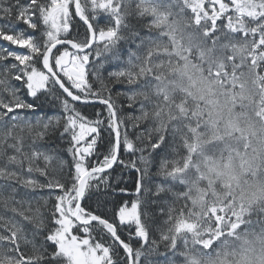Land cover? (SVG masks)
<instances>
[{
  "label": "snow or ice",
  "instance_id": "snow-or-ice-1",
  "mask_svg": "<svg viewBox=\"0 0 264 264\" xmlns=\"http://www.w3.org/2000/svg\"><path fill=\"white\" fill-rule=\"evenodd\" d=\"M122 7L120 0H0V41L24 50H0V196L16 194V185L31 190L3 201L13 215L0 216V264H152L157 240L146 218L157 201L139 134L131 138L110 87L123 83L124 69L101 74L107 57L123 63ZM41 98L61 112L33 125L25 117L43 107ZM121 151L139 153V163ZM121 165L137 173L132 193L119 177L112 182Z\"/></svg>",
  "mask_w": 264,
  "mask_h": 264
},
{
  "label": "rangeland",
  "instance_id": "rangeland-1",
  "mask_svg": "<svg viewBox=\"0 0 264 264\" xmlns=\"http://www.w3.org/2000/svg\"><path fill=\"white\" fill-rule=\"evenodd\" d=\"M182 1L188 7L147 2L149 14L136 12L123 24L147 43L156 39L171 58L167 76L152 83L153 100L165 97L171 109L178 105L172 91H180L191 114L181 137L187 154L171 171L179 189H166L174 194L173 221L164 230L174 261L157 262L264 264V56L257 52L264 47V4ZM140 83L132 88L140 90Z\"/></svg>",
  "mask_w": 264,
  "mask_h": 264
},
{
  "label": "trees",
  "instance_id": "trees-1",
  "mask_svg": "<svg viewBox=\"0 0 264 264\" xmlns=\"http://www.w3.org/2000/svg\"><path fill=\"white\" fill-rule=\"evenodd\" d=\"M259 3L264 4V0H257ZM123 5L122 8H127L134 16L137 15L131 0H125V2L120 1ZM124 17V23L130 21V15ZM18 27H24L19 25ZM127 26L123 25L121 34V49L120 56L123 63L120 61H114L110 57H107V62L104 68L101 69V74L108 79V73L112 71H117L121 67L124 69V74L121 77L123 80L122 84L111 83L110 87L113 90V97L117 100L119 104H123L127 107L128 103L126 99H129L132 107L128 111L124 112V119L128 125L129 132L133 133L131 137L133 140L136 138V134H139V138L136 140L137 145L143 150V153L147 155L144 164L141 165L142 169L147 168L146 184L152 189L154 195L150 199H155L157 203L150 206V210L153 211V215L146 218L147 223L153 231V235L157 240L156 246L147 257V260H154L152 264H158L162 256L167 262L174 261L169 252V246L173 242L170 235L164 233V230L169 229L172 218L169 215L170 203L174 199V194L166 189H179L178 186L172 180L171 171H174L178 166L182 164L180 162L184 161V156L187 154H182L186 146L189 145L187 142H183L182 136L186 133L188 120L191 114L185 113L181 107L187 106L185 104V98L180 94L173 95L172 97L178 99V105L171 107L169 109L167 98H162L159 96V100H153L155 91H152V83L158 76H167V70H170L169 64L170 59L163 55V50L157 47L156 39L151 40L149 43L142 39L141 33L129 34L125 32ZM8 48L9 50L24 51L21 49H13L11 45H8L4 41H0V50ZM131 52V60L129 61V53ZM6 55V53H5ZM14 61L11 59L5 60L2 64L11 65ZM0 71H2V65H0ZM142 84H141V83ZM13 85H18L19 82L12 80ZM140 83V90H136L133 84ZM128 90V95L116 96L117 92L122 90ZM120 90V91H118ZM123 91V92H124ZM136 92V93H132ZM22 98L28 101L33 100L32 97L26 96V89H21L19 93ZM38 104H43V107L37 108L35 113L29 112L25 117L30 123L35 125L37 119L46 121L48 117L53 115H59L61 110L56 107H51L48 103H43V98ZM157 105L156 108L153 105ZM249 104V102L245 103ZM129 105V103H128ZM137 108V110H136ZM125 110V109H124ZM161 110H165V116L161 115ZM127 112L135 115L136 119L130 118ZM24 115L23 112H21ZM156 118V119H155ZM42 128V125H40ZM181 134V135H180ZM158 144L159 146L153 150L152 145ZM182 154V156H181ZM121 155L124 156L126 160L136 159L139 163L138 158H129L126 154L121 151ZM116 177H119L118 184L120 187L127 188L130 193L135 191V179L137 173L132 168H124L122 165L117 167L116 171L113 173L112 182L116 184ZM42 179V178H41ZM3 181H0L2 183ZM17 193H5L0 196V216L11 217L13 214L9 209L4 207L3 201L12 196L14 200H20L22 197L20 193L30 192L31 190L22 188L20 185H16ZM39 191V190H37ZM128 197H124L127 199ZM41 205L43 201H40ZM11 206L19 207L10 201ZM32 206L35 207V201H32ZM130 206V205H129ZM25 208L28 207L27 204L24 205ZM176 211V209H174ZM46 211V210H45ZM19 219V218H17ZM127 234L125 239H127ZM131 243L139 247L138 242L133 239ZM189 249L191 247L187 246ZM176 262V261H175ZM173 262V264H175ZM167 264V263H166Z\"/></svg>",
  "mask_w": 264,
  "mask_h": 264
},
{
  "label": "bare ground",
  "instance_id": "bare-ground-1",
  "mask_svg": "<svg viewBox=\"0 0 264 264\" xmlns=\"http://www.w3.org/2000/svg\"><path fill=\"white\" fill-rule=\"evenodd\" d=\"M133 8L135 9V11H136V7H134L133 6ZM122 13H125V14H128V15H130V16H134V14L132 13V11H130L129 9H127V8H122ZM127 15H124V17H126ZM118 47H119V50L121 49V47H122V45H121V43L118 45ZM263 52H264V50H263ZM124 90H122V91H120V92H123ZM148 261H151V262H153L154 260H148ZM187 263V261H185V264ZM178 264H183V263H178Z\"/></svg>",
  "mask_w": 264,
  "mask_h": 264
}]
</instances>
